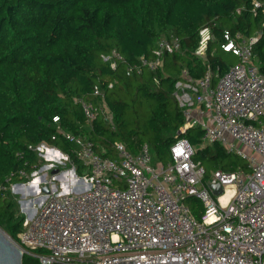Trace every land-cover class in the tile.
I'll use <instances>...</instances> for the list:
<instances>
[{"label": "built area", "instance_id": "obj_1", "mask_svg": "<svg viewBox=\"0 0 264 264\" xmlns=\"http://www.w3.org/2000/svg\"><path fill=\"white\" fill-rule=\"evenodd\" d=\"M258 8L264 14V4L254 1ZM199 33L196 55L207 70L193 78L184 69L174 84L186 119L180 132L200 126L201 148L221 144L244 159L247 168H220L205 181L204 167L193 158L197 148L186 138L172 144L166 164H155L146 142L132 153L118 141L113 146L117 157L111 158L99 154L91 139L60 130L76 145L73 152L85 167L83 175H76L71 156L56 146L29 148L39 156L52 148L71 161L68 172L77 178L74 183L68 186L71 178L60 189L55 183L49 187L45 176L32 180L39 167L31 174L25 169L10 172L0 183V196L21 191V182L43 184L39 197L22 208L27 218L15 243L24 254L40 264H264V74L252 60L262 32L247 37L225 31L221 47L238 60L222 74L207 60L215 35L209 26ZM180 49L177 37H161L155 55L127 65V74H157L164 55ZM103 58L112 69L125 60L115 49ZM93 93L103 97L99 86ZM79 102L90 127L100 115L114 124L106 104ZM16 176L23 180L14 181ZM214 185L222 186L221 195L215 194ZM189 196L203 204L200 219L185 202Z\"/></svg>", "mask_w": 264, "mask_h": 264}, {"label": "trees", "instance_id": "obj_2", "mask_svg": "<svg viewBox=\"0 0 264 264\" xmlns=\"http://www.w3.org/2000/svg\"><path fill=\"white\" fill-rule=\"evenodd\" d=\"M254 1L264 4V0H0V183L10 172L25 169L31 174L43 163L29 148L40 143L68 153L83 175L85 167L73 152L76 145L60 130L91 139L99 154L111 158L117 157L113 146L118 141L132 153L146 142L155 164H166L172 144L186 138L197 148L193 158L204 167L205 178L220 168H247L244 159L221 144L201 148L200 126L180 132L186 119L173 93L184 69L193 78L207 70L196 55L204 26L215 35L207 60L220 74L238 60L221 47L225 31L247 37L261 31L252 60L264 74V14L261 8L254 9ZM165 36L177 37L180 51L166 53L157 74L150 70L127 74L126 66L142 56L153 57L157 40ZM114 49L125 60L112 69L103 57ZM231 56L237 59L232 62ZM95 86L101 87L103 97H94ZM81 99L106 104L114 124L100 115L90 127ZM185 202L200 219L201 201L189 196ZM24 222L17 198L10 191L0 196V227L14 241ZM22 260L40 264L28 254Z\"/></svg>", "mask_w": 264, "mask_h": 264}, {"label": "rangeland", "instance_id": "obj_3", "mask_svg": "<svg viewBox=\"0 0 264 264\" xmlns=\"http://www.w3.org/2000/svg\"><path fill=\"white\" fill-rule=\"evenodd\" d=\"M232 57V56H231ZM237 58L234 56L232 57V62H234ZM51 150L45 151L41 153V158L43 159V163H41L38 167V171H36V174H38V177H30V179L34 180L35 178H39L41 176H45V180L47 182H50L49 187L55 183L56 186H60V189H64L65 186L62 184L68 183V181L71 179L68 183V186L71 185L76 181V177H74L73 174L69 173L68 170L72 169L73 165L72 162L64 159L61 157V154L58 152L56 153L52 148ZM45 156V157H44ZM245 161V160H244ZM76 175L81 176L77 170L75 171ZM211 176V175H210ZM209 176V177H210ZM208 177V178H209ZM208 178H205V181H207ZM29 179V180H30ZM24 183V187L21 191L19 190H11L13 196L17 198L19 209H21V213L27 218L26 212L23 211V207L26 205H29V203L35 199L36 197H39L41 194V189L43 187V184L41 182H33L31 185L25 184V182H21L20 184ZM67 187V186H66ZM37 205V203H35ZM2 230H5L1 227Z\"/></svg>", "mask_w": 264, "mask_h": 264}, {"label": "water", "instance_id": "obj_4", "mask_svg": "<svg viewBox=\"0 0 264 264\" xmlns=\"http://www.w3.org/2000/svg\"><path fill=\"white\" fill-rule=\"evenodd\" d=\"M215 194L221 195L222 186L214 185ZM47 192V188H44ZM24 253L11 236L0 227V264H23Z\"/></svg>", "mask_w": 264, "mask_h": 264}, {"label": "crops", "instance_id": "obj_5", "mask_svg": "<svg viewBox=\"0 0 264 264\" xmlns=\"http://www.w3.org/2000/svg\"><path fill=\"white\" fill-rule=\"evenodd\" d=\"M206 145H212V144H206ZM213 172V171H212ZM11 192V191H10ZM12 193V192H11Z\"/></svg>", "mask_w": 264, "mask_h": 264}]
</instances>
